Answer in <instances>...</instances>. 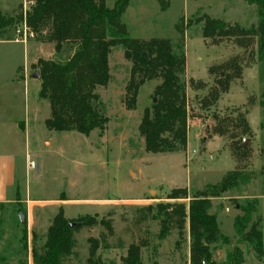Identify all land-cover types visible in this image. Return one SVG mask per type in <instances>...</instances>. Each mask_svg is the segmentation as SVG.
I'll return each mask as SVG.
<instances>
[{"label":"rangeland","instance_id":"obj_1","mask_svg":"<svg viewBox=\"0 0 264 264\" xmlns=\"http://www.w3.org/2000/svg\"><path fill=\"white\" fill-rule=\"evenodd\" d=\"M25 0H0V12L13 13ZM115 0H105L111 7ZM129 0L121 15L133 38H169L178 33L183 18L187 94V144L176 152L151 153L138 133L143 109L150 106L156 81L143 84L134 108H127L124 93L130 63L120 46L107 55L110 80L97 88L108 117L104 131L88 136L77 131H51L47 100L40 98L39 78L31 77L38 59H63L53 43L37 37L6 40L0 31V154L15 158L18 201L0 204V264H32L31 248L45 239L46 229L61 207L68 223L81 215L111 221L109 247L97 249L101 264H121L130 243L148 238L140 248L142 264H229L226 255L241 250L242 264H264L233 228L246 201L256 199L249 221L260 217L264 250V59L257 57V36L215 40L202 37V14L243 27L258 23L257 8L246 0ZM3 30L14 36L21 26ZM5 32V31H3ZM2 37V38H1ZM245 140V143L243 141ZM237 146V147H236ZM34 163V167H31ZM240 171L243 182L210 197L226 243L209 244L208 259L192 262L189 222L182 235L171 229L160 237L157 204L172 188L185 187L188 196L217 184L228 171ZM39 199L25 202L21 199ZM64 198V199H62ZM187 206L188 198L180 199ZM151 206L147 218L135 223L138 208ZM18 213L25 216L21 223ZM75 226V225H74ZM74 226L70 227L73 228ZM104 231L100 225L74 231L75 246L65 264H87L89 239Z\"/></svg>","mask_w":264,"mask_h":264},{"label":"trees","instance_id":"obj_2","mask_svg":"<svg viewBox=\"0 0 264 264\" xmlns=\"http://www.w3.org/2000/svg\"><path fill=\"white\" fill-rule=\"evenodd\" d=\"M257 8L258 23L243 27L230 25L219 18L202 14V37L215 40L233 37L237 41L244 36H257L259 40L257 57L264 59V0H246ZM31 4L28 9L22 5L13 13L0 12V31L6 33V40H27L37 37L40 41L52 42L53 50L63 59H38L40 88L38 95L48 101L50 114L44 125L51 131H77L88 136L91 131L105 130L108 117L102 109L97 88L105 87L109 80L107 55L115 46H120L123 57L130 63L129 76L125 84L124 99L127 108H134L140 87L148 81H156L150 106L143 109L138 123V133L143 138L144 149L151 153L176 152L187 144V94L185 73L184 31L186 23L181 18L175 28V40L169 38H133L128 35L121 15L129 0H115L111 7L105 0H25ZM161 8L166 0H158ZM16 25L25 29L14 36L3 30ZM5 31V32H3ZM2 38V37H1ZM264 96V93H263ZM237 147V146H236ZM243 182L240 171H228L217 183L190 196L185 187L172 188L168 199L175 202L157 204L159 236L164 237L171 229L182 235L185 221L189 222V254L194 263L210 256L209 244L218 240L226 243L228 237L219 229L217 216L209 212L210 197L238 187ZM188 198V204L179 202ZM64 199V198H62ZM256 199L246 201L239 208L242 216H235L233 228L247 242L257 259L264 256L260 217L249 221V213L256 208ZM151 206L138 208L135 223L147 218ZM100 225L104 231L96 239H89L87 264H101L97 249L108 248V237L113 235L111 221L97 220L85 214L77 218V224L69 223L59 207L51 219L45 239L31 248L32 264H65L75 246L74 231ZM181 237V236H180ZM148 245V238L130 243L121 264H142L140 248ZM229 264H242V252L235 247L226 255Z\"/></svg>","mask_w":264,"mask_h":264},{"label":"crops","instance_id":"obj_3","mask_svg":"<svg viewBox=\"0 0 264 264\" xmlns=\"http://www.w3.org/2000/svg\"><path fill=\"white\" fill-rule=\"evenodd\" d=\"M16 166H15V158L14 155L9 153H1L0 154V204L18 201L21 197L12 189L15 187L16 181ZM25 202H39V199H21Z\"/></svg>","mask_w":264,"mask_h":264},{"label":"water","instance_id":"obj_4","mask_svg":"<svg viewBox=\"0 0 264 264\" xmlns=\"http://www.w3.org/2000/svg\"><path fill=\"white\" fill-rule=\"evenodd\" d=\"M31 77H34V78H39V72L38 70H35L32 74H31ZM243 143H245V140L243 141ZM18 218L20 220V222L23 224L25 223V216L24 214L22 213H18ZM77 222H73V223H69V227H72L74 225H76Z\"/></svg>","mask_w":264,"mask_h":264},{"label":"built area","instance_id":"obj_5","mask_svg":"<svg viewBox=\"0 0 264 264\" xmlns=\"http://www.w3.org/2000/svg\"><path fill=\"white\" fill-rule=\"evenodd\" d=\"M25 2V1H24ZM26 3V2H25ZM29 166H31V167H34V163H31V165H29Z\"/></svg>","mask_w":264,"mask_h":264}]
</instances>
